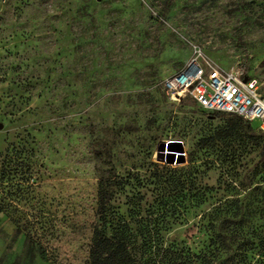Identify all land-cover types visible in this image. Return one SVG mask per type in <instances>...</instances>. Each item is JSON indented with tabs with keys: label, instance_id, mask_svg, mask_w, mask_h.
I'll return each instance as SVG.
<instances>
[{
	"label": "rangeland",
	"instance_id": "1",
	"mask_svg": "<svg viewBox=\"0 0 264 264\" xmlns=\"http://www.w3.org/2000/svg\"><path fill=\"white\" fill-rule=\"evenodd\" d=\"M193 47L264 91V0H0V264H88L102 178L122 180L111 214L133 200L166 246L199 254L215 214L220 264H264V136L162 90ZM169 142L183 162L156 160ZM164 166L195 185L162 215L142 181Z\"/></svg>",
	"mask_w": 264,
	"mask_h": 264
},
{
	"label": "trees",
	"instance_id": "2",
	"mask_svg": "<svg viewBox=\"0 0 264 264\" xmlns=\"http://www.w3.org/2000/svg\"><path fill=\"white\" fill-rule=\"evenodd\" d=\"M211 114L226 115L244 121L235 115ZM244 122L249 123L247 121ZM214 144V139H200L196 143V150L215 155L216 159H218V154L225 150L222 147L216 148ZM176 146L179 145H168V148L174 150ZM151 165L158 168L157 164ZM216 165L219 166L218 164ZM164 167L172 170L173 175L142 181L145 183V185H142L143 188L147 189L149 185H152L154 189L152 191L154 200L153 204L149 205V209L152 213L156 212V214L161 213L162 215L170 209H175L177 205L172 203L173 199L182 195L186 188L189 189L195 185L193 179L189 182L181 176V169ZM219 167L221 168V166ZM120 183L111 182L109 178L98 180L96 210L98 219L92 226L93 232L87 252L88 264H195L196 260L199 261V264H220L219 240L217 239V227L215 225L217 218L215 214L208 215L209 221L208 227H206L209 233L208 244L199 254H193L187 247H178L174 243L166 246L162 240V230L155 225H150L155 218L151 220V218L144 219L140 217V212L134 207L135 202L133 200L128 201L132 207L128 212L129 221L111 214L109 204L113 196V189ZM121 187H123V184H121ZM201 196L204 202L205 196L203 194ZM225 220H223V224L229 226ZM238 225L240 227L239 236L244 237L242 233L243 224L239 223ZM242 258L246 262L247 256L243 255Z\"/></svg>",
	"mask_w": 264,
	"mask_h": 264
},
{
	"label": "built area",
	"instance_id": "3",
	"mask_svg": "<svg viewBox=\"0 0 264 264\" xmlns=\"http://www.w3.org/2000/svg\"><path fill=\"white\" fill-rule=\"evenodd\" d=\"M193 48L184 65L162 82L168 99L174 103L188 98L203 112L254 122L264 135V91L259 79L236 69L225 71Z\"/></svg>",
	"mask_w": 264,
	"mask_h": 264
},
{
	"label": "water",
	"instance_id": "4",
	"mask_svg": "<svg viewBox=\"0 0 264 264\" xmlns=\"http://www.w3.org/2000/svg\"><path fill=\"white\" fill-rule=\"evenodd\" d=\"M1 128V127H0ZM180 144V142H169L167 144H161V146L157 149L156 151V160L158 162H165L166 164L169 165H174L176 163H181L183 162L182 158V152L181 149H178L180 153H177L175 150H167L168 145H176ZM180 156V161H176V159Z\"/></svg>",
	"mask_w": 264,
	"mask_h": 264
}]
</instances>
